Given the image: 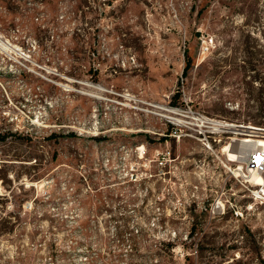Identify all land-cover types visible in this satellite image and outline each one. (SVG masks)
Listing matches in <instances>:
<instances>
[{
    "label": "rangeland",
    "instance_id": "obj_1",
    "mask_svg": "<svg viewBox=\"0 0 264 264\" xmlns=\"http://www.w3.org/2000/svg\"><path fill=\"white\" fill-rule=\"evenodd\" d=\"M2 43L0 264H264V0H0Z\"/></svg>",
    "mask_w": 264,
    "mask_h": 264
},
{
    "label": "bare ground",
    "instance_id": "obj_2",
    "mask_svg": "<svg viewBox=\"0 0 264 264\" xmlns=\"http://www.w3.org/2000/svg\"><path fill=\"white\" fill-rule=\"evenodd\" d=\"M4 49H5V46L3 45V43L0 44V50L5 51ZM207 121H209V120H207ZM214 126H215V129H231V130H238V131H241V128H242V126H236V125L226 123L223 121L214 122ZM235 128H238V129H235ZM244 130H247V131L250 130L248 132H253L256 130V128L248 126V127H245ZM239 141L241 143H240V146L238 143V149L237 150L233 151L232 148H230V149H228V147H226V148H227V151L229 152V156H233L232 155L233 153H237V158L242 159V160H245V157H246L245 153L248 150L264 146V140L263 141L262 140H255V139L251 140L249 138H243ZM250 173L254 174L252 176V179L254 181V185H256V186H261V185L263 186L264 185V178L262 176L254 173L252 171Z\"/></svg>",
    "mask_w": 264,
    "mask_h": 264
},
{
    "label": "built area",
    "instance_id": "obj_3",
    "mask_svg": "<svg viewBox=\"0 0 264 264\" xmlns=\"http://www.w3.org/2000/svg\"><path fill=\"white\" fill-rule=\"evenodd\" d=\"M245 165L248 172H254L264 178V146L253 148L245 153ZM234 160L237 157V153H233ZM257 190L253 192L254 195L264 196V185L259 186Z\"/></svg>",
    "mask_w": 264,
    "mask_h": 264
},
{
    "label": "trees",
    "instance_id": "obj_4",
    "mask_svg": "<svg viewBox=\"0 0 264 264\" xmlns=\"http://www.w3.org/2000/svg\"><path fill=\"white\" fill-rule=\"evenodd\" d=\"M70 136H74L73 134H70ZM52 137H56V135L54 134V135H50V137L49 138H52Z\"/></svg>",
    "mask_w": 264,
    "mask_h": 264
}]
</instances>
